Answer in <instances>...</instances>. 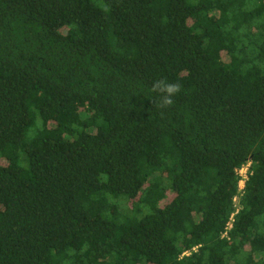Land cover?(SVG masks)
<instances>
[{
  "label": "trees",
  "instance_id": "obj_1",
  "mask_svg": "<svg viewBox=\"0 0 264 264\" xmlns=\"http://www.w3.org/2000/svg\"><path fill=\"white\" fill-rule=\"evenodd\" d=\"M0 264H264V0H0Z\"/></svg>",
  "mask_w": 264,
  "mask_h": 264
},
{
  "label": "clouds",
  "instance_id": "obj_2",
  "mask_svg": "<svg viewBox=\"0 0 264 264\" xmlns=\"http://www.w3.org/2000/svg\"><path fill=\"white\" fill-rule=\"evenodd\" d=\"M182 90L178 82H167L164 79L154 81L152 92L155 94L154 107L158 109H167L175 103L174 97Z\"/></svg>",
  "mask_w": 264,
  "mask_h": 264
},
{
  "label": "built area",
  "instance_id": "obj_3",
  "mask_svg": "<svg viewBox=\"0 0 264 264\" xmlns=\"http://www.w3.org/2000/svg\"><path fill=\"white\" fill-rule=\"evenodd\" d=\"M251 166H252V163L251 162H248L246 163L245 165H243L240 169L237 170V174L240 178V182H239V196H241L242 194V191L245 187V182L247 181L248 177H249V173H250V170H251ZM239 196L236 195L235 198L233 199L235 205V212L233 213V215L231 216L230 218V222L228 223V228H232L233 226V220L235 218V216L238 214L239 211L242 210V206L240 205V200H239ZM224 236H227V233H225Z\"/></svg>",
  "mask_w": 264,
  "mask_h": 264
}]
</instances>
